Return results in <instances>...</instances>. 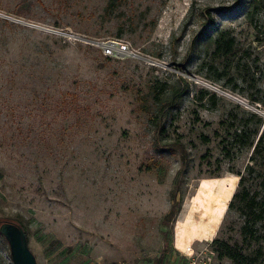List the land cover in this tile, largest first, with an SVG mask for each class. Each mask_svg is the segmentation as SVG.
Wrapping results in <instances>:
<instances>
[{
  "label": "rangeland",
  "instance_id": "374dc122",
  "mask_svg": "<svg viewBox=\"0 0 264 264\" xmlns=\"http://www.w3.org/2000/svg\"><path fill=\"white\" fill-rule=\"evenodd\" d=\"M261 132L264 0H0V221L37 264H264Z\"/></svg>",
  "mask_w": 264,
  "mask_h": 264
},
{
  "label": "trees",
  "instance_id": "16d2710c",
  "mask_svg": "<svg viewBox=\"0 0 264 264\" xmlns=\"http://www.w3.org/2000/svg\"><path fill=\"white\" fill-rule=\"evenodd\" d=\"M232 42H233V39H231V41L228 43L227 50L231 49ZM215 49H216V51H218L219 46H216ZM259 122H261L260 119H259ZM261 153H264V132H261V134L257 137V140H256L254 148H253V154L255 156H257ZM252 170H253V168L251 166H248L247 171L251 172ZM245 181H246L245 177L240 176L239 186L242 187V190L237 192L236 194H234V196L232 197V200L228 206L229 210L235 208V206H236L235 202L236 201L244 203V208L249 207L252 209L255 207V205H256L255 201L256 200L254 198H249V194L247 193V191L245 190V187H244ZM261 185L264 186V179H262ZM170 200L172 202V205H171L169 213L163 219V223H165V224L169 223L176 216V214L178 212V208H179V202L176 201V192L175 191L171 193ZM237 209L241 213H244L241 208L237 207ZM251 217H252L251 223L254 225L262 220L261 214L258 212L253 213L251 215ZM1 223H3V222L0 221V224ZM24 231L26 232L25 229H24ZM241 232H242V235H248L250 233L249 229H248L247 221L242 226ZM0 237H1V235H0ZM213 244L215 245V252L218 254L219 259L227 258L233 264H252L250 257L242 254L236 247L230 246L227 243L221 242L218 240L214 241Z\"/></svg>",
  "mask_w": 264,
  "mask_h": 264
},
{
  "label": "water",
  "instance_id": "95a60500",
  "mask_svg": "<svg viewBox=\"0 0 264 264\" xmlns=\"http://www.w3.org/2000/svg\"><path fill=\"white\" fill-rule=\"evenodd\" d=\"M0 235L8 244L13 264H37L28 247L27 234L21 226L3 222L0 224Z\"/></svg>",
  "mask_w": 264,
  "mask_h": 264
},
{
  "label": "built area",
  "instance_id": "2783aa9c",
  "mask_svg": "<svg viewBox=\"0 0 264 264\" xmlns=\"http://www.w3.org/2000/svg\"><path fill=\"white\" fill-rule=\"evenodd\" d=\"M105 56H125L130 53L129 48L121 42L111 41L101 46Z\"/></svg>",
  "mask_w": 264,
  "mask_h": 264
}]
</instances>
